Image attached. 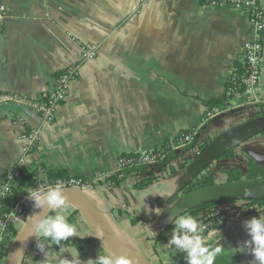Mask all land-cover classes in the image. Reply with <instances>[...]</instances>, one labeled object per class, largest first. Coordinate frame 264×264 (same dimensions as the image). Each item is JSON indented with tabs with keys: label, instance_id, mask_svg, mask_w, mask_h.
Instances as JSON below:
<instances>
[{
	"label": "crops",
	"instance_id": "1",
	"mask_svg": "<svg viewBox=\"0 0 264 264\" xmlns=\"http://www.w3.org/2000/svg\"><path fill=\"white\" fill-rule=\"evenodd\" d=\"M0 1L6 9L0 22V93L41 99L54 87L58 73L74 64L81 68L53 123H45L31 106L0 105V186L20 159V137L29 129L41 133L29 157L33 171L63 170L67 176L90 179L99 171H114L122 154L151 150L184 130L202 127L205 102L224 99L235 64L243 62L245 43L255 37L262 41L263 53L258 103L252 110L264 104V27L230 5L203 0ZM86 46L97 53L82 62ZM226 104V111L236 108ZM235 124L232 116L224 117L211 122L210 131L218 136ZM237 151L226 166L246 168V153L264 167V134L245 141ZM191 173L192 164L144 188H135L134 179L119 185L107 180L87 192L109 234L127 241L138 260L181 264V252L168 245L170 221L189 214L200 222L209 213L188 212L196 204L191 195L171 199ZM216 181L226 182L227 175L216 173ZM16 184L20 186V180ZM233 206L245 209V202ZM66 208L67 218L76 211L68 202ZM46 213L55 214L50 209ZM254 216L259 214L247 212L241 221L230 220L204 234L207 243L223 245L214 264H250L251 254L233 248L250 238L244 222ZM76 225L92 234L83 243L91 249L79 253L80 259H95L100 243L85 221L79 219ZM77 243L47 246L49 264L71 260L72 249L79 252ZM44 259L33 238L23 264ZM5 263L0 253V264Z\"/></svg>",
	"mask_w": 264,
	"mask_h": 264
},
{
	"label": "built area",
	"instance_id": "2",
	"mask_svg": "<svg viewBox=\"0 0 264 264\" xmlns=\"http://www.w3.org/2000/svg\"><path fill=\"white\" fill-rule=\"evenodd\" d=\"M210 5H230L235 9L243 11L248 15L250 20L258 27H264V10L258 6L257 0H203ZM5 6L0 2V22L3 21ZM97 51L95 48L87 47L84 49V59L94 58ZM263 44L262 41L255 37L246 41L244 45L243 62L248 65L246 73L239 77L240 86L234 88L236 99L242 101L241 107L255 105L258 103L256 99V88L259 83L261 73ZM78 75V67L73 66L58 73L55 77L54 87L48 91L41 99H33L25 94L0 93V105H27L34 108L42 117L45 123H53L56 119L58 105L66 100L69 96L70 85L72 80ZM234 75V77H232ZM236 78L235 68L230 76L229 81L232 82ZM239 84V85H240ZM233 90V89H232ZM222 110L220 108L206 109L203 115V120L206 122L218 116ZM192 140V133L183 134L179 141L172 142V146L180 149ZM41 141V133L36 129H29L23 132L20 137L21 156L18 162L6 173L4 180L0 186V253L8 251L7 246L13 241L12 228L18 224H24L33 207L32 202L27 199V190H46L49 185L59 183L63 188H79L89 190L110 178H122L123 173L133 167L152 165L159 162L164 153L159 147H154L151 150L132 154H122L118 158L116 168L111 172H97L93 178H84L78 176H66L63 178H49L46 174V169L38 168L36 171L38 177L34 185L27 186L25 193L19 198L16 203H11L15 190L19 187L16 182L19 181L22 175L26 172H33L29 165V157L38 148ZM21 161H24L23 165ZM7 189V191H5ZM129 209V207H126ZM257 210L264 211V204L256 203L250 208L240 209L237 207L226 206L218 209L215 212L207 214L206 218L200 221L204 228L203 235L209 230L217 227H222L230 220L241 221L246 213L259 214Z\"/></svg>",
	"mask_w": 264,
	"mask_h": 264
},
{
	"label": "trees",
	"instance_id": "3",
	"mask_svg": "<svg viewBox=\"0 0 264 264\" xmlns=\"http://www.w3.org/2000/svg\"><path fill=\"white\" fill-rule=\"evenodd\" d=\"M257 3L258 6L264 10V7L261 5L260 0H257ZM234 68L236 78L232 82L228 81L224 99H211L209 101H206L205 106L207 109H212L215 107L221 109V105L228 102L235 106L241 105L242 101L240 99H236L234 95V88L240 86L239 89H243L240 84L239 77L247 72L248 65L244 62H237ZM232 77H234V75ZM254 106L255 105L240 107L238 113L239 116L245 119H251L252 117H259L264 114V104L257 105L258 109L253 111L252 107ZM211 122L212 121L210 120L203 123L204 125L200 128L184 130L180 135L170 139H166L162 144L156 146L162 149L164 153V157L156 164L133 167L125 171L122 175V178H110L109 180L113 181L114 184L119 185L128 181V179H134V187L139 189L149 186L164 177L175 174L177 171L184 169L186 166L191 165L195 160H197L202 155V153H204L213 143L216 136H214L210 131ZM188 132L192 133V140L188 142L186 146L180 149L172 146V142L179 141L183 134ZM261 134H264V132H262ZM237 155V148L227 151L216 161L201 169L193 178L188 180V182H186V184L181 188L180 192L175 194L171 199H177L180 196L190 195L196 190L215 185L217 183L216 173H225L227 175L228 182H237L243 180H264V167L249 154H243L247 162V167L244 169L240 166L228 167L224 164L225 161L234 159ZM45 171L49 178H60L67 176V173H65L63 170L54 171L46 169ZM37 177L38 175L36 171L24 173L20 179V186L15 190L14 196L11 199V203H16L19 198L25 193L24 189L29 185L35 184V182L37 181ZM241 200L245 202V209L252 207L256 203L264 204V199L257 198H215L198 202L190 206L187 211L195 216H198L207 211H209V213L217 211V206L221 204H232L230 206L236 207L233 205H236V203ZM67 219L70 223L74 224H76L79 219L84 222V218L78 211H74L73 213H71V215ZM11 232L12 237L15 238V236L19 232V229L12 228ZM88 239L89 238L80 239L77 236H73L70 237L67 241H62L61 245H73L74 241L77 240V248L79 250V253L82 255L85 253V247L83 246V243H85ZM61 245H55L52 243L48 244V246L54 248H58ZM2 254L6 258L7 252ZM181 254L183 257H185L184 253L181 252ZM181 264H186L185 258Z\"/></svg>",
	"mask_w": 264,
	"mask_h": 264
},
{
	"label": "clouds",
	"instance_id": "4",
	"mask_svg": "<svg viewBox=\"0 0 264 264\" xmlns=\"http://www.w3.org/2000/svg\"><path fill=\"white\" fill-rule=\"evenodd\" d=\"M23 163L24 161H21L22 165ZM0 195L3 193L0 192ZM27 199L32 202L35 209H50L55 212L54 215H49L45 211V214L37 213L32 216V236L37 249L45 257L41 264H49L46 251L49 243L61 245L62 241H67L73 236H79L80 239L92 236L89 232H81L76 224L68 221L67 197L63 185L59 183L49 185L46 190L28 189ZM257 211L258 217L254 216L244 222V228L250 238L243 241L241 246L233 248L235 253L251 254L253 259L250 264H264V211ZM170 223L173 227L168 245L185 254L186 264H214L217 256L223 251V245L217 243L213 246L207 243L209 237L203 235L204 228L196 217L184 214L172 219ZM95 238L100 239L99 236ZM70 255L71 260L62 258L59 264H130L128 258L113 257L103 249L95 259L89 258L87 261L80 259L76 248L72 249Z\"/></svg>",
	"mask_w": 264,
	"mask_h": 264
},
{
	"label": "water",
	"instance_id": "5",
	"mask_svg": "<svg viewBox=\"0 0 264 264\" xmlns=\"http://www.w3.org/2000/svg\"><path fill=\"white\" fill-rule=\"evenodd\" d=\"M264 7V0H260ZM230 105L223 104V110L217 117L213 118L212 123L218 122L224 117H229L239 113V109L226 111ZM215 121V122H214ZM264 132V114L251 119L241 118L235 125L227 131L216 136L209 148L192 163L193 178L201 169L216 161L221 155L231 149L238 148L242 143L250 138ZM79 188L64 189L67 202L70 203L76 211L84 218L85 223L92 231L102 249L113 257L124 256L113 243L104 221L98 212L91 196L87 192ZM196 199L194 203L206 201L215 198H257L264 199V180H243L237 182H223L196 190L190 194ZM44 209H35L32 207L29 217L23 227L19 230L16 237L10 244V248L6 254V264H23L28 253L29 247L33 243V222L34 214H44ZM126 257V256H124ZM127 258V257H126ZM130 264H134L130 262ZM137 264H152L147 261H140Z\"/></svg>",
	"mask_w": 264,
	"mask_h": 264
},
{
	"label": "bare ground",
	"instance_id": "6",
	"mask_svg": "<svg viewBox=\"0 0 264 264\" xmlns=\"http://www.w3.org/2000/svg\"><path fill=\"white\" fill-rule=\"evenodd\" d=\"M1 2V1H0ZM2 3V2H1ZM5 6V5H4ZM6 10V9H5ZM5 14V13H4ZM4 17V16H3ZM76 67H78V70H79V66H76ZM63 72V71H62ZM61 73V72H60ZM76 77H78V75L76 76ZM75 77V78H76ZM74 78V79H75ZM66 101V100H65ZM62 103V102H61ZM60 103V104H61ZM59 104V105H60ZM202 120H203V118H202ZM203 122L205 123L206 121L205 120H203ZM128 170V169H127ZM126 170V171H127ZM66 177V176H65ZM60 178H63V177H60ZM107 180H109V179H106L105 181H107ZM30 214V213H29ZM28 217H29V215H28ZM28 219V218H27ZM27 221V220H26ZM26 223V222H25ZM24 223V224H25ZM23 224V225H24ZM23 227V226H22ZM114 235L113 234H111L110 235V237H111V239H112V241H113V243L116 245V247H117V249L124 255V256H126L128 259H129V261L130 262H132V263H134V264H137L138 262H139V260H138V257H139V255H138V253L136 254V252H135V250L133 249V247H131L128 243H127V241H124V240H122V239H119V238H116V237H113ZM16 237V236H15ZM14 239V238H13ZM9 248H10V246H9V244H8V246H7V249L9 250ZM8 252V251H7ZM138 255V256H137ZM139 259H140V257H139Z\"/></svg>",
	"mask_w": 264,
	"mask_h": 264
},
{
	"label": "rangeland",
	"instance_id": "7",
	"mask_svg": "<svg viewBox=\"0 0 264 264\" xmlns=\"http://www.w3.org/2000/svg\"><path fill=\"white\" fill-rule=\"evenodd\" d=\"M86 47H90V46H86ZM91 48H95V47H93V46H91ZM96 57V56H95ZM94 57V58H95ZM89 59H93V58H89ZM89 59H85V60H82V62H85V61H87V60H89ZM75 65V64H74ZM74 65H71V66H69V67H67V68H71V67H73ZM66 68V69H67ZM64 70V69H63ZM80 71H81V68L78 70V77L80 76ZM238 107L240 108L241 106L240 105H236V108L235 109H238ZM235 116H237V118H238V116H239V114H238V112H237V114L236 115H232V117L234 118V120L236 121V122H238V120H236L235 118ZM241 118H243V117H240L239 116V119H241ZM245 162H246V160H245ZM246 164H247V162H246ZM246 164H245V166H246ZM247 167V166H246ZM22 226H23V224H18L17 226H16V228H18L19 230L22 228ZM85 247V250L86 251H90V247L86 244V246H84ZM5 261H6V258H5ZM6 264V263H5Z\"/></svg>",
	"mask_w": 264,
	"mask_h": 264
}]
</instances>
